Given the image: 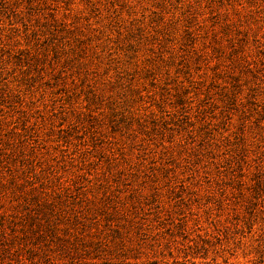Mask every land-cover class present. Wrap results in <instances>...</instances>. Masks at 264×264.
<instances>
[{
  "label": "rangeland",
  "instance_id": "1",
  "mask_svg": "<svg viewBox=\"0 0 264 264\" xmlns=\"http://www.w3.org/2000/svg\"><path fill=\"white\" fill-rule=\"evenodd\" d=\"M0 264H264V0H0Z\"/></svg>",
  "mask_w": 264,
  "mask_h": 264
}]
</instances>
